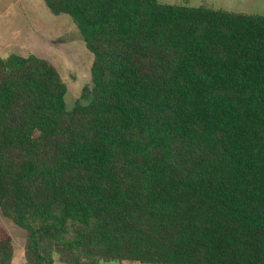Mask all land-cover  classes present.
I'll return each mask as SVG.
<instances>
[{"label": "trees", "instance_id": "16d2710c", "mask_svg": "<svg viewBox=\"0 0 264 264\" xmlns=\"http://www.w3.org/2000/svg\"><path fill=\"white\" fill-rule=\"evenodd\" d=\"M43 1L78 26L93 85L67 109L48 60L0 57V209L24 264H264V15Z\"/></svg>", "mask_w": 264, "mask_h": 264}, {"label": "rangeland", "instance_id": "374dc122", "mask_svg": "<svg viewBox=\"0 0 264 264\" xmlns=\"http://www.w3.org/2000/svg\"><path fill=\"white\" fill-rule=\"evenodd\" d=\"M161 3L199 6L207 3L214 8L233 12L264 15V0H160ZM31 54L48 60L59 71L67 87V109L86 103L85 89L92 88L94 55L88 50L78 26L68 15H55L43 0H0V57ZM0 225L12 237V264L25 263L24 229L3 215ZM103 264H148L124 261Z\"/></svg>", "mask_w": 264, "mask_h": 264}]
</instances>
